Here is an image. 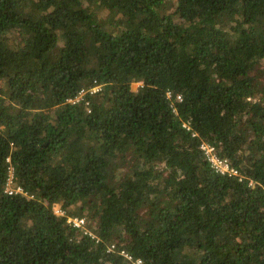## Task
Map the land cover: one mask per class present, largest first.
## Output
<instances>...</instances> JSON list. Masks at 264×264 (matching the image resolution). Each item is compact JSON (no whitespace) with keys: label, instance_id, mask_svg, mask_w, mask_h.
I'll return each mask as SVG.
<instances>
[{"label":"trees","instance_id":"trees-1","mask_svg":"<svg viewBox=\"0 0 264 264\" xmlns=\"http://www.w3.org/2000/svg\"><path fill=\"white\" fill-rule=\"evenodd\" d=\"M137 262L264 264V0H0V264Z\"/></svg>","mask_w":264,"mask_h":264},{"label":"built area","instance_id":"built-area-1","mask_svg":"<svg viewBox=\"0 0 264 264\" xmlns=\"http://www.w3.org/2000/svg\"><path fill=\"white\" fill-rule=\"evenodd\" d=\"M91 93L96 92L97 91V87L90 89L89 90ZM86 91L81 90L79 93V96L74 99V100H68L67 102H71V103H76L77 101L80 100V98L82 97V95L85 93ZM169 97V96H168ZM201 149L205 152L207 160L210 162L211 166L213 167V169L220 173V174H237L236 171L232 170L229 168L228 164H226V161L218 158L217 156L214 155L213 153V149L207 145H202ZM12 180H13V176H12V168H9V178H8V182L6 184V188H5V192L9 195L12 194H17V193H22V189L20 187H16L13 188L12 187ZM60 213V212H59ZM57 214V213H56ZM60 215H62V213H60ZM68 223L72 224L74 227H80L83 225V219H68ZM127 260H131L132 258L130 256L126 257ZM136 264H139V262H137Z\"/></svg>","mask_w":264,"mask_h":264},{"label":"rangeland","instance_id":"rangeland-1","mask_svg":"<svg viewBox=\"0 0 264 264\" xmlns=\"http://www.w3.org/2000/svg\"><path fill=\"white\" fill-rule=\"evenodd\" d=\"M53 210L55 211V213H57V215H60V211L58 210V206H53Z\"/></svg>","mask_w":264,"mask_h":264}]
</instances>
